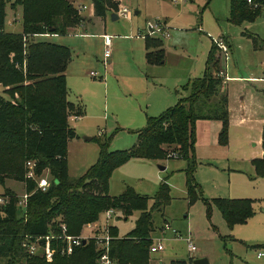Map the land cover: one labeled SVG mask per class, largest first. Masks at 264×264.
<instances>
[{
	"label": "rangeland",
	"instance_id": "1",
	"mask_svg": "<svg viewBox=\"0 0 264 264\" xmlns=\"http://www.w3.org/2000/svg\"><path fill=\"white\" fill-rule=\"evenodd\" d=\"M90 2L69 0L73 8L78 4L85 6L81 11L83 24L75 27L70 25L63 36L32 38L33 41L57 43L69 50V60L63 73L66 100L83 111L81 118L68 119V126L76 136L67 143L69 179L82 176L96 162L97 137H100L99 141H107L109 152L128 151L132 148L136 143L137 131L144 127L146 119L161 113L156 112V109L165 101V97L158 99L157 91L163 92V95L165 90L186 95L182 87L201 76L206 51L211 41L219 36L226 37L231 48L225 64L222 62L225 70L230 67V70L238 68L245 74L252 72L259 76L261 73L264 63V12L252 23L232 26L227 22L229 0H211L206 7L205 0H116L112 1L115 8L111 5L110 11H106L103 17H87L91 12ZM122 7L126 10L127 17L117 15L118 9ZM135 12L138 14H134ZM111 14H115L117 19L111 20ZM20 19V9H10L6 5L4 31L19 34ZM155 22L165 23L170 37L174 33L179 36L175 45L168 39H162L163 64L147 65L143 40L137 36V31L146 35L145 24ZM102 34L112 38L110 57L105 68L101 64ZM247 36L255 38L259 45H263V49L252 47ZM218 56L220 65L221 59L224 61L223 55L219 52ZM89 72H94L101 78H91ZM173 83L176 87L171 88ZM219 97L218 93L212 100L213 104ZM83 138L90 140L84 141ZM162 151L167 156L165 159L128 158L111 171L107 181L108 196L118 197L126 191L144 196L147 198V211L153 204L159 185L164 183L167 186L166 202L158 210L148 211L152 223L149 240H159L162 250L149 254L147 264H169L171 260L189 259L191 264L193 260L201 258L207 264H264V259L257 258V252L264 249H255L250 246L255 244L249 243L257 240V243L264 245V225L245 222L244 226L235 225L229 230L214 207H211L208 217L200 200H187L185 176L178 172L186 167L185 160L173 158L170 154L172 147L163 146ZM197 151L194 158L197 163L195 173L198 176L194 172L192 176L200 186V196L210 199L212 196L223 195L229 188V178L224 173L226 165L236 167V164L233 159L225 161L223 148H198ZM256 151L260 152V149ZM209 159H212L211 162ZM247 166L240 165L243 178L249 182L250 187L254 186L251 193H255L252 198L258 199L255 210L258 212L257 216H260L264 206V180L258 177H251L250 180ZM159 167L164 169L159 170ZM42 175L49 180L46 172ZM3 187L18 197L21 204L17 206L22 210V183L5 180ZM1 192L0 188V194ZM18 213L21 214V211ZM139 215V211H131L127 215L119 210L113 211L107 226L115 229L116 237L121 238L134 229ZM98 224L104 226L102 218ZM164 225L167 230H162ZM89 230L86 226L83 227L78 236L89 237ZM231 238L244 240L245 245L250 247L232 241ZM187 239L195 247L192 253L187 252ZM46 243L48 247L51 246V243L44 244ZM58 243L60 254L62 243ZM37 244L36 256L43 257L46 248L41 241ZM0 264L4 262L1 261Z\"/></svg>",
	"mask_w": 264,
	"mask_h": 264
},
{
	"label": "trees",
	"instance_id": "2",
	"mask_svg": "<svg viewBox=\"0 0 264 264\" xmlns=\"http://www.w3.org/2000/svg\"><path fill=\"white\" fill-rule=\"evenodd\" d=\"M112 1L116 0H91L94 16L103 17L111 5L115 8ZM210 1L205 0L204 7ZM252 2L258 8H251L246 0H229L227 22L232 26L254 22L264 12V0ZM6 5L10 9H20L19 34L3 29ZM81 21V16L67 0H0V197L3 199L0 204V262L4 264H93L96 251L91 240L74 247L69 256L59 254L58 241L40 240L46 248L43 257L28 254L22 244L38 237L56 236L59 225H64L66 235L77 237L83 227L98 222L109 209L119 210L123 215L140 212L134 229L121 238L109 227L110 258L119 264H147L152 232L149 212L158 210L166 202L167 186L159 185L148 212L144 196L129 191L118 197L107 195L111 171L130 157L165 159L162 147H172L170 154L175 159L185 160L186 195L187 200L193 202L200 198L192 176L197 164L194 158L195 122L220 121L218 143L224 145L226 141L225 96L220 92L221 79L212 75L219 68L213 56L216 48L212 45L201 77L182 87L186 95L174 106L146 119L144 127L137 131L132 148L109 152L107 141H99L97 137L96 162L82 176L69 179L67 143L76 136L68 126V118L82 115L79 107L66 100L63 73L69 50L32 38L44 34L63 36L70 25L75 27ZM144 44L147 49L159 46L160 42L146 38ZM151 60L146 54V61L150 63ZM153 60L158 61V57ZM218 93L220 97L213 104ZM26 162L33 163L36 177L47 173L49 180L45 190L37 189L35 182L24 178ZM252 165L257 174L264 177V158L252 161ZM5 180L22 183L26 195L22 210L17 206L18 197L3 187ZM203 205L208 217L211 207H215L228 229L244 223L252 214L251 202L244 199H215L203 201ZM188 263L190 259L170 262Z\"/></svg>",
	"mask_w": 264,
	"mask_h": 264
},
{
	"label": "crops",
	"instance_id": "3",
	"mask_svg": "<svg viewBox=\"0 0 264 264\" xmlns=\"http://www.w3.org/2000/svg\"><path fill=\"white\" fill-rule=\"evenodd\" d=\"M118 1L121 2L122 0H118ZM67 2L69 3V0H67ZM77 6H83L85 9V6L82 4H78ZM90 10L91 12L89 11V13L87 14V17H89V15L94 16L92 2H90ZM81 11L79 12V15L82 18ZM135 14H138V13H135ZM116 19H117V16H116ZM158 23L164 28V31L166 32L167 37L161 36V34L159 33L154 34L152 36H147L145 34L141 35V33L137 31V36H139L140 39L143 40L144 60L147 65L163 64L164 49L162 46V39H168L172 45H175L177 42V37L179 36L178 33H174L173 36L170 37L169 31H168L169 28L166 27L165 23H160V22ZM81 24H83V18H82L80 25ZM55 36L57 35H43V36H36V37L45 39V38H51ZM247 37L251 40L252 47H254L255 49H263V45L262 44L259 45L257 40L254 41L251 39L252 37L250 36H247ZM146 38L151 39L153 41L157 40L160 42V45L157 47L149 46L146 49L145 44H144ZM219 38L222 40V42L226 46L227 56H228V54L231 53V50H230L231 48L228 43V39L222 36L221 37L219 36ZM111 41H112V38L110 37V42ZM101 42H102V38H101ZM152 43L153 42H151V44ZM53 44H57V43H53ZM57 45H60V44H57ZM211 46H212V43L209 45L206 51L205 60H206L208 51L210 50ZM158 51L159 53H157ZM146 54H149L150 58H152L150 63L146 61ZM218 54L219 52L217 51L214 52V55H213L214 59L218 60L219 58ZM153 57L154 58L158 57V61L153 60ZM205 60L203 64V71L205 67ZM222 62L225 64V60L222 61L221 59V64L219 65V60H218L219 68L217 71L212 72V75L215 76V74L218 71H222L223 75L226 78L225 80L223 78H220L221 79L220 92L223 93L225 96V105H226V113H227L226 141H225V144L221 145L220 147V144L218 143V133L221 129L220 121L218 120H198L194 124V138H195L194 145L196 144V148H194V157H195V154H197L198 152L197 151L198 148L199 149H202V148L210 149L213 147L223 148L225 150V156H224L225 161H228L229 159L230 160L233 159L234 161L233 163L236 164V167H229L226 165V172L224 171V173H226L227 177L229 178V182H228L229 188L227 192H225L223 195H218L217 197L212 196L210 199H205L200 196L202 201L200 198H198V200H200L202 203L203 201L210 202L211 200H215V199L249 200L251 202L252 214L248 219H246L245 222L246 223L249 222L252 225H255L256 223L259 222L260 224L264 225V206L262 207L260 203V206L262 207V212H260V216H257L258 212L255 210V205H256V202H258V199H255L256 197L252 198V196H254L255 193H251L252 192L251 189L254 188V186L250 187L248 185L249 182L243 178L244 173L243 171H241L242 169L240 167L241 164L248 165L247 166L249 169L248 172H250V175H251V176L248 175V178L250 180H251V177H258L264 180V177L259 176L256 172L255 166L252 165V161L256 159L264 158V80H263L264 74L262 70L259 76L254 75V73L252 72H249L247 74L242 73V71L239 70L238 68L234 70H230V67H228V69L225 70V66L223 67ZM174 84L175 83L171 85V88L176 87V86H173ZM165 91H166L164 92L165 95H163V92L159 93V90L157 91L159 95L158 93H156L158 99L161 97H165V101L159 105V107L156 109V112H163L167 108L174 106L181 97L185 96V95L181 96V94L179 92L177 93L176 91H175V94L169 90H165ZM176 93L178 94V96ZM133 105H135L138 108V106L134 102H133ZM82 116H83V111H82V115L77 118H81ZM70 118L71 117H69L68 119ZM258 148L260 149V152L256 151L258 150ZM211 160L212 159H209L210 162ZM200 166L201 167H212L214 165H208V166L200 165ZM184 169L185 168H183V170H178V172L182 173L183 176H184V172H183ZM195 172H196V169L194 171V174L198 176L197 173ZM254 182H256V180H254ZM195 183L197 184L200 190L199 184L197 182ZM244 223H242L243 226H244ZM237 225H240V224H237ZM231 240L238 241L239 243H242V244L244 243L243 246H246V247L249 246V245H245L244 240H242L243 242L240 241L239 239H234V238H231ZM257 242L259 241L257 240L249 241V243L255 244V245L250 244V246H254L255 249L257 248L264 249V245L259 244ZM172 261H181V260H171L170 262Z\"/></svg>",
	"mask_w": 264,
	"mask_h": 264
},
{
	"label": "built area",
	"instance_id": "4",
	"mask_svg": "<svg viewBox=\"0 0 264 264\" xmlns=\"http://www.w3.org/2000/svg\"><path fill=\"white\" fill-rule=\"evenodd\" d=\"M246 4L249 5L251 8H258V5L255 2H252V0H246ZM77 13H79L82 9H84L83 6H77L76 8ZM117 15H122L127 17L126 10L124 7L121 9H118ZM146 35L147 36H152L154 34H161V36L167 37L166 32L164 31V28L159 24V23H146ZM48 35V34H44ZM43 36V35H41ZM102 46H103V55H102V61L101 64L103 68L107 66V59L109 58L110 55V47H111V42H110V37L106 35H102ZM212 45L215 46L216 51L220 52L223 55V60L227 59V49L224 43L220 38H217L216 40L211 41ZM262 72L264 74V64L262 65ZM89 77L91 78H101V76H97L94 72H89ZM216 77L218 78H223L224 80L226 79L225 76L223 75L222 71H218L215 74ZM264 80V79H263ZM75 119V118H74ZM173 158L175 156L172 154L171 155ZM25 175L24 178L26 180H31L35 182L36 188L43 191L48 187V181L43 175H40L39 177H36L33 172V163L31 162H26L25 163ZM26 199V195L23 194L22 196V203L24 206V202ZM20 202V201H19ZM17 203V205H20L21 203ZM3 203V199L0 197V204ZM113 210L109 209L105 211L102 215V220L104 222V226H100L98 222L87 225L86 227L89 230L90 234L89 237H71L66 235L65 233V227L64 225H59L58 226V234L56 236H46L43 238H34L29 242L23 243L22 246L25 247L27 250L28 254L30 255H36L37 249H38V242L41 239L44 240H54L62 243V247L60 249V254L61 256H69L72 252V249L74 247H77L81 244V241L84 240V244L87 241H92L93 245L95 247L96 251V257L94 259L93 264H119L109 256V242L111 240V236L109 235V226H107V221L110 219L112 215ZM167 226L164 225L162 230H167ZM186 242V249L188 253H192L195 251V247L192 245L190 239L185 240ZM162 250V246L160 244L159 240H154L152 241L151 245L148 248V253L149 254H155L158 253ZM257 258L258 259H264V250L263 251H258L257 252Z\"/></svg>",
	"mask_w": 264,
	"mask_h": 264
},
{
	"label": "water",
	"instance_id": "5",
	"mask_svg": "<svg viewBox=\"0 0 264 264\" xmlns=\"http://www.w3.org/2000/svg\"><path fill=\"white\" fill-rule=\"evenodd\" d=\"M135 13H136V12H135ZM135 13H134V14H135ZM110 19H111V20H115V19H116V15H115V14H111ZM83 140H84V141H89L90 138H83ZM159 170H163V167H159ZM84 242H85V241L82 240V241H81V244L83 245ZM191 264H207V262H206L205 259L201 258V259L193 260V261L191 262Z\"/></svg>",
	"mask_w": 264,
	"mask_h": 264
}]
</instances>
